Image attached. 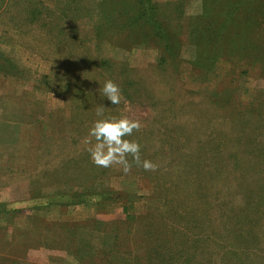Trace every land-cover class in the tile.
<instances>
[{
  "label": "rangeland",
  "instance_id": "obj_1",
  "mask_svg": "<svg viewBox=\"0 0 264 264\" xmlns=\"http://www.w3.org/2000/svg\"><path fill=\"white\" fill-rule=\"evenodd\" d=\"M100 1L0 0V264H264V0ZM103 105L155 171L91 161Z\"/></svg>",
  "mask_w": 264,
  "mask_h": 264
},
{
  "label": "clouds",
  "instance_id": "obj_2",
  "mask_svg": "<svg viewBox=\"0 0 264 264\" xmlns=\"http://www.w3.org/2000/svg\"><path fill=\"white\" fill-rule=\"evenodd\" d=\"M103 96L111 105H119L122 99L120 87L111 79L105 80L102 89ZM104 105L96 109V116L102 117L93 121L89 129V137L94 138L96 143L91 140L85 142L90 145L87 151L90 153L91 161L99 167L108 168L112 165L122 166L123 172L131 170L132 163L137 167H142L145 171H155L158 167L150 160H141L140 144L135 140L124 139L131 136L133 131H139L141 123L139 120L129 119L126 116H104ZM131 156L132 163L128 156Z\"/></svg>",
  "mask_w": 264,
  "mask_h": 264
},
{
  "label": "trees",
  "instance_id": "obj_3",
  "mask_svg": "<svg viewBox=\"0 0 264 264\" xmlns=\"http://www.w3.org/2000/svg\"><path fill=\"white\" fill-rule=\"evenodd\" d=\"M108 0H101L100 1V4H105V2H107ZM112 2H118L120 0H111ZM126 1V0H125ZM204 3L206 2V4H208V1H205L203 0ZM251 1V0H250ZM213 2V1H212ZM247 2L246 0H239V1H235V3L231 4V5H228L224 11L222 12V16L224 17L225 19V25L227 26L228 24H231L233 25L234 22H237L238 20V16H237V13L240 12L241 8L243 7V3ZM134 3H137V6H139V10H136V14L134 16V18L131 20V22L129 23L130 26H133V25H138V24H146L147 23V26H150L151 24L155 23L157 25V28L156 30L154 31V34L152 32V36L153 37H159V36H164V37H168V32L166 29L164 28H160V25H161V22H160V14H159V9H160V6L155 3L154 1L152 0H134ZM205 4V5H206ZM76 4H73V7L75 6ZM207 6V5H206ZM212 7L214 8V5L212 3ZM206 9H204L205 11ZM258 12H261V14L264 15V10H260ZM256 12V14L258 13ZM210 13V10L207 9V11L203 14V16L199 19V22H203L205 17ZM252 19V18H250ZM249 21V20H248ZM152 27V26H150ZM228 29H225V28H222L220 30H217V32H215L213 35L214 37L212 38L211 40V44L210 45H213L215 43H219L221 42L224 37L225 39L228 36L227 34V31ZM204 31L203 32H199L198 33V38L201 40V38H203L205 35H204ZM208 37V36H206ZM214 46V45H213ZM216 46V45H215ZM213 48V47H212ZM165 49L168 50L169 54H170V57L172 55V52L170 51L171 50V47L169 45H166L165 46ZM178 49V48H177ZM180 49V48H179ZM193 53V59H195L193 61V63L196 65L197 63L199 65H201V62L199 61L198 58H200L201 56L205 55V53L207 54V56H212V52L211 51H206L202 48V49H197L195 51H192ZM216 60V59H215ZM164 62L167 63V61L165 59H163ZM179 61V60H178ZM209 62L207 63L206 65V68L208 69L209 67L208 66H211L213 63H214V58H209L208 60ZM165 63V64H166ZM179 65L178 62H175ZM173 64V63H172Z\"/></svg>",
  "mask_w": 264,
  "mask_h": 264
}]
</instances>
